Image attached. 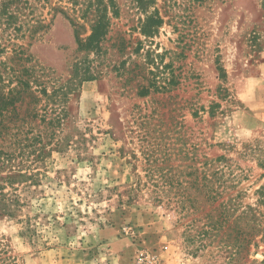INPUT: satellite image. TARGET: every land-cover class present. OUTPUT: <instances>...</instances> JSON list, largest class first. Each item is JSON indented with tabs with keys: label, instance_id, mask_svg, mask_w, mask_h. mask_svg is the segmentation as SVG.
Instances as JSON below:
<instances>
[{
	"label": "rangeland",
	"instance_id": "obj_1",
	"mask_svg": "<svg viewBox=\"0 0 264 264\" xmlns=\"http://www.w3.org/2000/svg\"><path fill=\"white\" fill-rule=\"evenodd\" d=\"M114 2L93 50L42 1L34 36L16 32L65 119L46 153L18 157L31 179L0 180L17 200L16 217L0 208V247L18 264H143L142 251L157 264H262L264 0ZM155 9L162 23L145 35Z\"/></svg>",
	"mask_w": 264,
	"mask_h": 264
},
{
	"label": "trees",
	"instance_id": "obj_2",
	"mask_svg": "<svg viewBox=\"0 0 264 264\" xmlns=\"http://www.w3.org/2000/svg\"><path fill=\"white\" fill-rule=\"evenodd\" d=\"M37 1L44 2L51 11L60 12L71 22L78 50L96 49L106 34L109 13L118 15L114 0ZM139 6L142 11H146L142 1ZM33 12L31 0H0V56L5 55L0 59V171H6L4 175L0 174V180L10 184L16 176L22 180L34 176L35 173L27 170L29 167L19 161L18 157H22L26 151L29 154H36L38 151L36 160L46 153V145L50 144V140L46 138H52L55 129L65 119V109L61 108L52 115L53 108L49 110L47 107L52 96L59 91L57 88L47 91L42 77H48L49 72L37 67L24 46L14 42L18 38L16 32L22 33L19 38L28 36L31 39L34 36L35 28L41 20L35 19ZM80 20H93L90 34L84 39L78 36L77 26ZM161 23L162 19L155 9L153 13L146 15V27L144 26L142 33H154ZM150 26L155 27L151 29ZM89 77L84 76V79L89 80ZM57 144L54 143L55 148H59ZM49 150H52V146ZM15 201L17 200L9 194H0L1 214L16 217L11 206ZM26 229L28 232L32 231L29 227ZM0 264H18L14 257L6 254L3 246L0 247Z\"/></svg>",
	"mask_w": 264,
	"mask_h": 264
},
{
	"label": "crops",
	"instance_id": "obj_3",
	"mask_svg": "<svg viewBox=\"0 0 264 264\" xmlns=\"http://www.w3.org/2000/svg\"><path fill=\"white\" fill-rule=\"evenodd\" d=\"M264 133V51L258 59V134Z\"/></svg>",
	"mask_w": 264,
	"mask_h": 264
},
{
	"label": "built area",
	"instance_id": "obj_4",
	"mask_svg": "<svg viewBox=\"0 0 264 264\" xmlns=\"http://www.w3.org/2000/svg\"><path fill=\"white\" fill-rule=\"evenodd\" d=\"M138 260L143 264H157V256L148 252H139Z\"/></svg>",
	"mask_w": 264,
	"mask_h": 264
}]
</instances>
